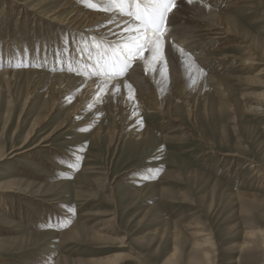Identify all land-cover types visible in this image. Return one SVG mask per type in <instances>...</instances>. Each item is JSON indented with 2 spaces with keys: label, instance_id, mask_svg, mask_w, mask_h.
<instances>
[{
  "label": "rangeland",
  "instance_id": "rangeland-1",
  "mask_svg": "<svg viewBox=\"0 0 264 264\" xmlns=\"http://www.w3.org/2000/svg\"><path fill=\"white\" fill-rule=\"evenodd\" d=\"M70 1L0 0V72L90 76L93 38L43 17ZM205 3L232 37L218 47L208 23L192 20L167 39L205 58L198 76L222 89L188 91L184 73L162 102L159 72L146 70L147 87L115 116L83 105L40 144L77 99L54 105L50 80L0 76V264H264V78L249 83L241 62L219 61L251 58L242 40L264 58V0Z\"/></svg>",
  "mask_w": 264,
  "mask_h": 264
},
{
  "label": "bare ground",
  "instance_id": "bare-ground-1",
  "mask_svg": "<svg viewBox=\"0 0 264 264\" xmlns=\"http://www.w3.org/2000/svg\"><path fill=\"white\" fill-rule=\"evenodd\" d=\"M92 2H95L98 5L102 6V0H92ZM203 4H204V0H191V2H189V0H175V7L168 14V18L166 22L167 31L163 38L165 59L163 61L160 60L154 61L152 59L151 51L149 49H145L141 54H138L135 60H133L127 73L115 79L112 80H109L107 78L102 79L100 78V76H95L94 78L91 73H89L90 76L84 77V76L67 74L65 72L52 74V73H45L43 71H34V70L15 71V72L6 70V71H1L0 76H4V77L10 76L18 72L30 73V74L32 73L33 75L38 76L42 81H44V83L48 82L47 80H50L51 81L50 87L53 93L52 96L54 98V105H56L59 101L60 98L59 94L67 95V96L71 95L73 96V98L77 99L76 102L77 105L74 107L73 109L74 112L72 113V115L68 116L65 119L64 123L55 127V129L51 131L49 135L41 141L40 144L48 142L52 135H55V133H57L58 131H62L63 129H65L64 127L66 126L67 122H71L74 119L76 114L79 113V110H82L80 109V107H82L83 105L95 104L94 111H99V112H102L105 108H109L111 110V113L114 114L115 116V113H118L117 111L119 104L125 102L126 105L127 102L129 103L130 100L134 99L136 93L138 92V89L143 90L144 88L147 87L146 83H144L145 80L143 79V75H144L143 73L146 70L149 72L152 69H154L156 72H159V76H157L158 77L157 88L159 89V92L162 93L161 95V97L163 98L162 102H165V100H167L170 97L171 99L175 98V93H173L172 86L175 84L176 81L179 82L181 81L182 77H179V75L184 73L188 77L189 83L191 84L188 91L191 90L192 88L191 86L194 83L197 84V86H194V89L197 87L210 89L211 85L218 86L219 88L222 89L223 85H221L218 78L214 76H206V77L203 75L198 76L199 72L197 71L194 65L195 63L191 64V66L186 70L185 61L187 57L185 55H182L179 49H177L175 46L174 48L176 49V51L174 52L170 51V47L173 46L169 45L167 39V38L170 39V35L172 31H170L169 28L173 24L181 23L184 25V24H188L192 20H196L197 22L208 23L210 30L214 32V36H212L213 38L211 37L210 39H212L213 41H217L219 44L217 45L218 47L222 46L221 43L222 40H226L232 37L234 30L232 27H230V24L222 18L221 14L215 12L206 3L204 5ZM43 17L56 23L60 27L67 26L70 29L74 28L75 30L87 32L88 36H91L92 38H96L97 41L102 40L104 45L115 46L117 44H120L123 42V39L128 35L126 31V27L129 18L127 16H122L119 15L118 13L114 14L112 12H105V11H101V12L91 11L90 9L86 8V6L83 7L80 5L79 2L74 0L70 1L65 6H61V8L55 10L51 14H47L46 16ZM178 31L179 30L177 29V32ZM174 35L177 36L176 33H174ZM188 35L191 36L190 33ZM182 42L180 43L181 45L184 44ZM241 42L243 47L246 49L248 55L252 56L251 58H247V57L245 58L242 57L241 55H237L233 57L223 55V57L219 59V61L230 59L232 60L233 63L241 62L243 65L242 70L244 72L246 70V75H247V77L242 76L244 77L243 78L244 81H247L249 83H254V82L263 83L261 79L264 78V58L260 56L254 44L251 45L244 40H242ZM186 50L187 49H185L184 52H186ZM186 54H189V51ZM196 59L197 58L195 57H191V60H193L197 64H198V60L200 61V63L206 61L205 58L201 59V57H199L197 60ZM86 64L88 67V64L90 63L86 61L84 65ZM94 70L95 68L93 69V71ZM88 71L91 72L90 68L88 69ZM201 82L203 84H201ZM128 84L132 86L131 90L126 86ZM224 95L226 96L227 93H225ZM160 105L158 106V109L162 108L161 107L162 105L161 106ZM132 106L133 104L129 105L130 108ZM52 111L53 110H51L48 113L47 117H44L41 121L38 122L37 126L33 128L34 131L35 130L37 131L41 129L43 126H45V124L50 118V114L52 113ZM195 244L197 243L195 242L194 245ZM118 260H119V255L106 258V261L108 262L107 264H117Z\"/></svg>",
  "mask_w": 264,
  "mask_h": 264
},
{
  "label": "snow or ice",
  "instance_id": "snow-or-ice-1",
  "mask_svg": "<svg viewBox=\"0 0 264 264\" xmlns=\"http://www.w3.org/2000/svg\"><path fill=\"white\" fill-rule=\"evenodd\" d=\"M82 2L89 8H99L102 11L118 13L129 18L126 27L128 35L122 43L115 46L104 45L102 40L97 41L93 38L97 55L96 67L92 75L109 80L125 75L133 60L145 49L151 51L154 61L165 59L163 38L166 34L168 14L175 7V0H102V6L92 0H82ZM170 51L174 52L176 49L170 47ZM179 51L187 57L185 61L187 70L195 62L191 60V54H185L183 49ZM16 66L29 65L17 64ZM198 71L203 72L202 69ZM126 86L132 89L130 84Z\"/></svg>",
  "mask_w": 264,
  "mask_h": 264
}]
</instances>
